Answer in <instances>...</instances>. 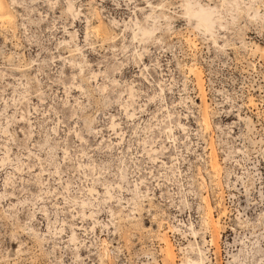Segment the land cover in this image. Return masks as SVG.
Returning a JSON list of instances; mask_svg holds the SVG:
<instances>
[{"label":"rangeland","instance_id":"obj_1","mask_svg":"<svg viewBox=\"0 0 264 264\" xmlns=\"http://www.w3.org/2000/svg\"><path fill=\"white\" fill-rule=\"evenodd\" d=\"M0 3V264H264V0Z\"/></svg>","mask_w":264,"mask_h":264},{"label":"bare ground","instance_id":"obj_2","mask_svg":"<svg viewBox=\"0 0 264 264\" xmlns=\"http://www.w3.org/2000/svg\"><path fill=\"white\" fill-rule=\"evenodd\" d=\"M70 4V3H69ZM68 4V5H69ZM68 8H70V7H68ZM0 9H3V6L1 5V3H0ZM192 12V16H194V17H196L197 19H198V22L200 23V25L202 24V25H204L206 28H208V26L213 22L212 21V19L213 18H211L210 17V14L209 13H207V12H205V11H191ZM10 16L9 15H5V14H3V15H0V18H2V19H8ZM196 25H198V24H196ZM199 25V26H200ZM203 27V26H202ZM141 31H144V30H141ZM140 31V32H141ZM146 31V30H145ZM144 31V32H145ZM137 32V31H136ZM135 34V33H134ZM138 35V34H137ZM136 35V36H137ZM135 36V35H134ZM136 38V37H135ZM91 191H92V189H91ZM199 258V257H198ZM203 261V260H202ZM202 261L201 260H199V261H197V264H202Z\"/></svg>","mask_w":264,"mask_h":264}]
</instances>
